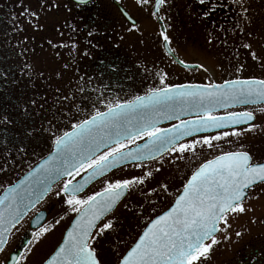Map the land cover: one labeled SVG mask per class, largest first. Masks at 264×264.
<instances>
[{"label":"snow or ice","instance_id":"6c2138e0","mask_svg":"<svg viewBox=\"0 0 264 264\" xmlns=\"http://www.w3.org/2000/svg\"><path fill=\"white\" fill-rule=\"evenodd\" d=\"M163 2L157 0V5ZM163 38L169 39L167 35ZM262 101L264 79L251 78L225 80L223 84H173L149 88L145 95L124 102H110L105 111L95 109L88 119L73 124L71 131L55 137V151L30 173L34 177L31 183L23 189L19 185L9 188L0 197V246L7 243L5 233L23 219L28 207L35 206L51 190V180L67 177L56 195L62 192L67 197L68 211L76 213V219L63 243L44 264H100L95 248L89 243L98 235L92 229L120 200L125 189L143 184L145 177L105 179L100 191L83 197L77 193L83 192L92 179L104 177L106 172L128 161L155 159L162 153H178L177 158H183L186 152L195 154L198 144L213 149L217 147L213 141L239 137L256 125L239 131L233 127L232 131L179 142L195 133L244 125L256 118L250 110L213 115L212 111L218 106ZM260 111L264 113V109ZM193 112V119H181L182 115ZM161 118H175L179 124L160 128ZM144 137H147L146 143L129 147ZM81 173L85 175L77 181L76 177ZM151 175V172L146 173V176ZM257 184L264 185V162H254L242 146L205 159L191 172L171 207L150 221L135 244L120 255L118 264H202L213 246L220 242L216 233L222 231L221 222L228 226L230 213L245 211L246 190ZM162 187L166 189V185ZM110 227L111 222L104 223L101 232ZM47 231L43 228L35 234V239ZM11 260L12 264H17L16 257Z\"/></svg>","mask_w":264,"mask_h":264},{"label":"rangeland","instance_id":"374dc122","mask_svg":"<svg viewBox=\"0 0 264 264\" xmlns=\"http://www.w3.org/2000/svg\"><path fill=\"white\" fill-rule=\"evenodd\" d=\"M99 1L103 6H107L108 11L112 12L115 22L121 26L124 34L126 33L124 41H122L125 46L124 55L130 56L131 59L130 62L125 61L124 64L126 66L129 64L127 69L134 73L130 79L132 80L131 88L114 92V95L109 98L111 103L145 93L149 88H159L175 83H211L235 77L264 78V0H256L260 8L256 7L257 10L247 17L259 24L249 25L248 30L242 28L240 34L237 30L230 34L228 46L226 44L219 45L220 43L210 38L211 35H206L203 30L198 32L197 29H188L189 44L179 48L188 58L184 62L197 63L204 68L192 70L182 69L176 63L168 60L157 45L159 28L151 10L152 0H121L122 2L118 0L133 17L138 19V25L133 28L118 19V16L116 18L119 13L111 0ZM238 1L242 3L245 1L247 5L249 4V0ZM186 2L187 0H178L177 6L183 13L181 17H186L189 14ZM234 5L233 2L232 6ZM237 10L242 12L243 8L238 7ZM175 13L179 16L177 12ZM237 18H243V15L237 14ZM245 39L248 43L247 47L245 45L234 47L235 42L241 43ZM230 53L235 56L234 59H220ZM161 76L164 77L163 83ZM46 82L59 86L73 85L68 75L48 77ZM80 86L78 83L76 90L72 91L69 90L70 88L62 87L61 90L52 91L50 94L46 103L47 108H45V135L41 145H30L26 148V152L23 150L21 153L15 154L14 157H7L6 160L5 157H0V192L47 153L56 136L94 113L95 109H102L103 102L97 101V92H82L84 87ZM261 109H264V105L238 109L253 111L256 116L252 123L256 127L245 131L239 137L229 136L219 141H213V144L217 146L213 149L198 144L195 154L186 152L183 154V158H177L178 153H165L152 161L122 166L97 180L78 195L83 197L85 194H92L102 189L105 179L145 177L143 184H135L129 188L127 196L116 210L106 217L95 230L94 234L98 233V235L94 240H90V244L95 248L100 264L118 263L120 255L132 243L145 223L171 203L187 175L203 160L224 151L240 149L241 146L243 150L251 153L254 162L264 160V113H261ZM250 125L236 128V130L247 129ZM227 131H232V129ZM217 133L205 135L213 136ZM202 136L204 135L186 139L181 143ZM27 151L32 152V158H27L28 154L26 157L23 155ZM148 172L152 173L150 177L146 176ZM64 180L55 184L47 197L16 226L0 254V264H5V258H8L9 253L20 243L23 234L30 230V218L39 210L46 211L47 217L40 227L32 230L30 241L17 264H42L54 250L61 240L65 228L75 215L74 212L68 211V205L65 203L67 197L62 192L59 196L56 195V192L62 188ZM163 185H166V189L162 187ZM243 205L245 207L243 213L229 214L228 226L221 222L222 231L216 234L220 242L213 246L208 258L204 259L202 264H241L244 260L241 257L247 255L254 246L255 248L264 246V185L255 186L243 201ZM109 222L112 227L101 232L103 224ZM43 228H47L48 231L36 240L35 234L40 233ZM237 232L240 233L239 236L236 235ZM256 264H264V259Z\"/></svg>","mask_w":264,"mask_h":264},{"label":"flooded vegetation","instance_id":"af4514ba","mask_svg":"<svg viewBox=\"0 0 264 264\" xmlns=\"http://www.w3.org/2000/svg\"><path fill=\"white\" fill-rule=\"evenodd\" d=\"M111 1L116 9L118 3L133 17L121 0ZM156 2L152 0L151 5L159 28L156 43L174 63L188 59L179 49L189 44L188 29L203 30L219 45L228 46L230 34L236 30L240 34L242 28L248 30L249 25L259 24L247 18L260 8L256 0H249L248 5L238 0H187L186 17H181L178 0L174 5L173 0H164L155 8ZM238 7L243 8L242 12ZM118 13L116 18L128 25L119 10ZM237 14L245 19L237 18ZM113 18L99 0H0V157L6 160L26 152L30 145H41L46 103L52 91L62 87L76 90L79 83L84 87L82 92L96 91L97 101L103 102L101 108H107L114 92L131 88L134 73L127 69L129 64H124L131 57L124 55L122 43L126 33ZM133 18L136 24L128 25L132 28L139 23ZM247 44L245 39L235 42L234 47ZM225 56L220 59L235 58L232 53ZM61 75H68L73 85L46 82L48 77ZM27 154L32 158L31 151L23 155ZM262 248L254 246L241 257V264L262 261Z\"/></svg>","mask_w":264,"mask_h":264},{"label":"water","instance_id":"95a60500","mask_svg":"<svg viewBox=\"0 0 264 264\" xmlns=\"http://www.w3.org/2000/svg\"><path fill=\"white\" fill-rule=\"evenodd\" d=\"M117 4V7H118V9L120 10V12L123 14V16L129 21V22H131V23H135V21L123 10V8L118 4V3H116ZM181 66H183V67H188V68H193V67H195L196 65H194V64H186V63H181L180 61H178V60H176ZM248 79H251V78H248ZM255 79H257V78H255ZM234 80H236V79H234ZM241 80H243V79H241ZM224 82H222V83H213V84H223ZM185 84H189V83H185ZM193 84H196V83H193ZM200 85H207V84H200ZM211 85V84H210ZM259 103H264V101H262V102H259ZM259 103H250V104H231V105H229L228 107H216L213 111H212V113H215V112H219V111H222V110H226V109H230V108H233V107H237V106H245V105H252V104H259ZM222 116V115H221ZM194 118V112L192 113V114H184V115H182L181 116V119H184V120H189V119H193ZM88 119V118H87ZM173 121H178L177 123H175V124H179V120H177V119H175V118H173V119H171V120H169V119H163V118H161L160 119V122H159V124H158V126H160V125H163V124H167V123H170V122H173ZM251 122H253V121H250V122H248L247 124H249V123H251ZM247 124H244V125H247ZM239 126H243V125H235V126H230L229 128H233V127H239ZM165 128H171V126H169V127H165ZM228 129V128H227ZM218 130H224V129H210L208 132H204V133H210V132H214V131H218ZM68 131H71V129L70 130H68ZM197 134H202V133H195V134H193V136L194 135H197ZM63 135V134H62ZM191 137V136H190ZM185 138H188V137H183L181 140H183V139H185ZM180 140V141H181ZM147 142V138L145 139V140H143L142 142H140V143H138V144H136V145H134V146H132V147H130V148H133V147H137V146H139V145H143L144 143H146ZM55 151V145L53 144V147H52V150L46 155V156H44L43 158H41L37 163H35L28 171H26L23 175H21L16 181H14L12 184H10V185H7L4 189H3V191L0 193V197H2V196H4L5 195V192H6V190L7 189H9V188H14V187H16V186H20V188L21 189H23L24 187H26L29 183H31V181H32V179L34 178V177H32V176H30V173H33L34 171H35V169H37L38 168V166L41 164V163H43V161L44 160H47L48 158H49V156L53 153ZM103 151V150H102ZM163 154V153H162ZM161 154V155H162ZM160 156V155H159ZM159 156H157V157H159ZM156 157V158H157ZM149 160H152V159H143V160H138V161H135V162H144V161H149ZM135 162H133V161H128V162H126L125 164H129V163H135ZM264 162V161H263ZM125 164H123V165H125ZM123 165H121V166H123ZM120 167V166H119ZM118 168V167H117ZM114 169H116V168H113L112 170H114ZM112 170H110V171H108V172H106L105 173V175L106 174H108L109 172H111ZM85 174H83L77 181H79V180H81L82 178H83V176H84ZM191 176V175H190ZM27 178V179H26ZM63 178H66V177H60V178H53L52 180H51V182H50V189H52V186L55 184V183H57L59 180H61V179H63ZM99 178H101V177H97V178H94V179H92L91 181H89L87 184H86V186H85V188H84V190L91 184V183H93L94 181H96L97 179H99ZM190 178V177H189ZM188 178V179H189ZM22 181H24L25 183L24 184H21V182ZM75 182V181H74ZM183 188V187H182ZM250 189V188H249ZM249 189H247L246 190V192H247V195H248V191H249ZM83 190V191H84ZM51 191V190H50ZM49 191V192H50ZM181 191H182V189H181ZM48 192V193H49ZM47 193V194H48ZM81 193V192H80ZM80 193H77V194H80ZM126 193H127V189H125V191H124V193H123V195L121 196V198H120V200L119 201H117V203L113 206V208L109 211V212H107L99 221H97V224L104 218V217H106L109 213H111L115 208H116V206L119 204V202L124 198V196L126 195ZM47 194L44 196V198L47 196ZM247 195H246V197H247ZM245 197V198H246ZM43 198V199H44ZM42 199V200H43ZM41 200V201H42ZM174 200H175V198H174ZM174 200H173V202L172 203H174ZM40 201V202H41ZM39 202V203H40ZM25 203H26V201H25ZM39 203H37V204H35V206L36 205H38ZM172 205V204H171ZM171 205L167 208V209H165L164 211H167L170 207H171ZM35 206H29L28 207V209H27V212H26V214H24L23 215V218L35 207ZM164 211H162L161 213H159L158 215H160V214H162ZM77 215V214H76ZM76 215L72 218V220L70 221V224L68 225V227L66 228V230L64 231V234H63V237H62V239H61V242L59 243V245L61 244V243H63V238H64V236L67 234V231H68V229L69 228H71L72 227V223H73V221L76 219ZM157 216V215H156ZM155 216V217H156ZM37 217H39V219H37ZM155 217H153L152 219H154ZM45 218H46V212L45 211H39L34 217H33V219H32V221H31V223H30V227L33 229V228H37V227H39L42 223H43V221L45 220ZM151 219V220H152ZM150 220V221H151ZM22 221V219L19 221V223ZM150 221L147 223V225L144 227V229L148 226V224L150 223ZM19 223H16L15 224V226L17 225V224H19ZM15 226L14 227H12L11 228V230L8 232V233H5V238H6V240H7V242H8V238H9V235H10V233L12 232V230L15 228ZM96 228V227H95ZM94 228V229H95ZM94 229H92V231H94ZM143 229V230H144ZM142 230V231H143ZM142 231H141V233H142ZM140 233V234H141ZM139 234V235H140ZM30 237H31V233H25L24 235H23V237H22V239H21V243L16 247V249L15 250H13L11 253H10V255H9V258H8V260H7V262H6V264H12V260H11V257H16V260L18 259V257L20 256V254H21V252H22V250L25 248V246L27 245V243L29 242V240H30ZM138 238H139V236L137 237V239H136V241L138 240ZM135 241V242H136ZM135 242L132 244V245H134L135 244ZM7 244V243H6ZM6 244H4V245H2V246H0V247H5V245ZM59 245L56 247V249L54 250V252L47 258V259H50L51 258V256L55 253V251L58 249V247H59ZM131 245V246H132ZM0 253H1V251H0ZM46 259V260H47ZM44 264V263H43Z\"/></svg>","mask_w":264,"mask_h":264}]
</instances>
